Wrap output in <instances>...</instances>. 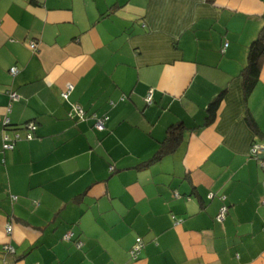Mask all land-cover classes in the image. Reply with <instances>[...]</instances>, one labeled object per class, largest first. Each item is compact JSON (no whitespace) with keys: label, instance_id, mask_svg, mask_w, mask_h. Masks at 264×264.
Masks as SVG:
<instances>
[{"label":"crops","instance_id":"1","mask_svg":"<svg viewBox=\"0 0 264 264\" xmlns=\"http://www.w3.org/2000/svg\"><path fill=\"white\" fill-rule=\"evenodd\" d=\"M263 22L264 0H0V264H264V60L246 102L238 76Z\"/></svg>","mask_w":264,"mask_h":264},{"label":"trees","instance_id":"2","mask_svg":"<svg viewBox=\"0 0 264 264\" xmlns=\"http://www.w3.org/2000/svg\"><path fill=\"white\" fill-rule=\"evenodd\" d=\"M36 43V42H35ZM227 44V43H226ZM29 46V44H28ZM30 48V47H29ZM36 49H37V44H36ZM36 49H31L30 50L32 52H35ZM264 60V22L263 24L261 25V27L259 28L257 34L252 38V40L249 42L248 46H247V53H246V63L241 67V69L239 70V73H238V76L240 77L241 79V83H242V88H243V94H244V99H245V102L248 100L250 94L252 93V91L254 90V88L256 87L257 83H258V80H259V76H260V71H261V66H262V62ZM12 67V66H11ZM16 67V66H14ZM17 68V67H16ZM9 73H10V67L8 69ZM17 72H18V69H17ZM16 72V73H17ZM10 75H12L10 73ZM15 74H13L12 76H14ZM65 88V87H64ZM64 88L60 91V97L65 101V102H68L69 103V107H71L70 105L71 104H79L77 102H71L69 100V94L71 93L72 89L69 91L68 93V96L66 99H64L62 96H61V92L64 90ZM14 91H9V95L10 93H12ZM226 92V89L223 88L218 94H216L209 102L208 104L206 105L205 107V118H204V124H210L212 123L214 120H215V117H216V112L218 110V107L222 101V98L224 96ZM15 93V92H14ZM11 98V96H10ZM19 98V97H18ZM12 99V98H11ZM14 100V99H13ZM18 100V99H17ZM80 106H82L81 104H79ZM83 108V107H82ZM84 109V108H83ZM246 118L249 122V124L251 126H254V122H253V119H251L249 117V111H248V108L246 109ZM85 111V114H86V118L84 120H79L77 119L75 116H72L70 115V109H69V112H68V115L70 118H72L74 121L76 122H83V121H87V120H91V125H92V128L96 131H103L105 129V123L108 119V116L104 113V114H101V115H97L96 113L94 112H91V113H87V111L84 109ZM92 114H96L97 116H107V119L106 121L104 122V127L102 129H96L94 128L93 124H94V118L91 117ZM32 122L35 127H36V123L34 120L32 119H28L26 121H24V123H22L21 125H13L11 124L9 121L6 122L4 124V134H8L7 132V129L8 128H16V127H22L23 130H24V134L21 135L20 134V138L17 139L16 141L20 140V139H27L26 137V133H27V129H26V125L28 123ZM181 128H182V125L180 122L178 123H172L171 126H170V129L168 130L167 132V136L164 138L163 140V143H162V146L160 147V149L152 155V157L150 159H147L145 161H142L140 162L139 164H137L135 167L136 168H142L144 166H147L150 161L154 158H160L163 153H166V152H169L173 149V147L177 144L178 140H179V137H180V132H181ZM35 130V129H34ZM17 132V131H14L13 134L11 136L14 135V133ZM34 131L32 132V138L35 136L34 135ZM10 136V135H9ZM31 138V139H32ZM27 140H30V139H27ZM15 141V142H16ZM14 142V143H15ZM109 171L110 173H112L114 171V167L112 165L109 166ZM68 232H71V231H68ZM67 233V232H66ZM72 233V232H71ZM73 234V233H72ZM137 238V237H136ZM135 238V239H136ZM141 238V237H140ZM142 240V238H141ZM66 241H72L76 244L77 241H81L79 237H74L73 238V235H72V238L70 240H66ZM135 242V240H134ZM133 242V243H134ZM143 242V241H142ZM141 252V250H140ZM140 254V253H139ZM139 256V255H138ZM137 256V257H138Z\"/></svg>","mask_w":264,"mask_h":264},{"label":"built area","instance_id":"3","mask_svg":"<svg viewBox=\"0 0 264 264\" xmlns=\"http://www.w3.org/2000/svg\"><path fill=\"white\" fill-rule=\"evenodd\" d=\"M227 44H224V47L226 46ZM29 47L31 49H36V43L34 41H30L29 42ZM17 72V68L12 66L10 67V73L13 75V74H16ZM73 85L71 83H67L65 85V88L64 90L61 92V96L66 99L67 96H68V93L69 91L72 89ZM10 96L12 99L14 100H17L18 99V95L14 92L10 93ZM146 101L150 102L151 100V93H148L146 95ZM70 115L72 116H75L77 119L79 120H84L86 118V114H85V111L84 109L82 108V106H80L79 104H71L70 105ZM92 118H94V128L96 129H102L104 127V122L106 121L107 119V116H97L96 114H92L91 115ZM26 129H27V133H26V137L27 139H31L32 138V132L34 131L35 129V125L30 122L26 125ZM20 138V134L18 132H15L13 136H9L7 134H4L3 137H2V142H3V149H12L13 146H14V142ZM262 150H264V147L259 145V144H252L251 146V153L252 155H255L257 156L258 154H260L262 152ZM226 205H222L220 208H219V211L217 213V216H216V219L218 220H222L225 213H226ZM6 232H10L11 231V225H7L6 226ZM72 233L71 232H67L64 234L63 236V239L65 240H70L72 238ZM81 243V241H77L76 242V245L79 246ZM143 246V242L141 240L140 237H137L135 239V242L131 245L128 253H129V256L131 259H135L137 258V256L139 255L140 253V250ZM12 251V249H11Z\"/></svg>","mask_w":264,"mask_h":264}]
</instances>
